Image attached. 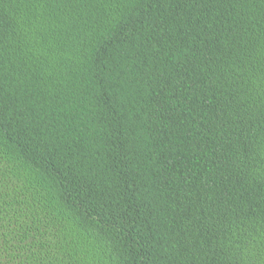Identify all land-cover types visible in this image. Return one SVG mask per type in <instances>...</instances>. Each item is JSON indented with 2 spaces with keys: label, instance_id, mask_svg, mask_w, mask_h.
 <instances>
[{
  "label": "trees",
  "instance_id": "16d2710c",
  "mask_svg": "<svg viewBox=\"0 0 264 264\" xmlns=\"http://www.w3.org/2000/svg\"><path fill=\"white\" fill-rule=\"evenodd\" d=\"M0 264H264V0H0Z\"/></svg>",
  "mask_w": 264,
  "mask_h": 264
}]
</instances>
